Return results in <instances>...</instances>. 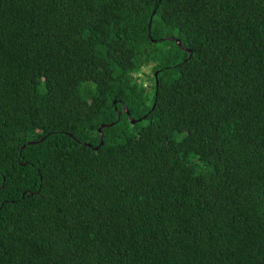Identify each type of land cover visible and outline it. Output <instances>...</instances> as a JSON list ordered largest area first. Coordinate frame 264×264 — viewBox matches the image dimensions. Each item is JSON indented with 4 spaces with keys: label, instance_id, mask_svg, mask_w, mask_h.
I'll list each match as a JSON object with an SVG mask.
<instances>
[{
    "label": "trees",
    "instance_id": "16d2710c",
    "mask_svg": "<svg viewBox=\"0 0 264 264\" xmlns=\"http://www.w3.org/2000/svg\"><path fill=\"white\" fill-rule=\"evenodd\" d=\"M0 264H264V0H0Z\"/></svg>",
    "mask_w": 264,
    "mask_h": 264
},
{
    "label": "rangeland",
    "instance_id": "374dc122",
    "mask_svg": "<svg viewBox=\"0 0 264 264\" xmlns=\"http://www.w3.org/2000/svg\"><path fill=\"white\" fill-rule=\"evenodd\" d=\"M152 69H151V66H146V67H144V68H142V70H141V72H140V74H138V77L140 78V76H141V78H140V80L142 81V84H143V86L146 88V89H149L150 88V85L152 84V80L150 79L149 81H146V78H145V80L143 79V77H142V75L143 74H146V75H152ZM145 122L146 121H144L143 123H141V125L142 124H145ZM139 126L140 125H136V126H133L132 127V130H137L138 128H139Z\"/></svg>",
    "mask_w": 264,
    "mask_h": 264
},
{
    "label": "water",
    "instance_id": "95a60500",
    "mask_svg": "<svg viewBox=\"0 0 264 264\" xmlns=\"http://www.w3.org/2000/svg\"><path fill=\"white\" fill-rule=\"evenodd\" d=\"M153 13H154V11H153ZM150 29H151V18H150V20H149V23H148V35H150ZM173 39V38H172ZM178 44L181 46V42L178 40ZM190 54H191V51H188ZM155 76H156V74H155ZM123 108H125V106L123 105ZM124 110V109H123ZM127 112V111H126ZM128 113V112H127ZM118 114H120L119 112H118ZM118 120V119H117ZM116 120V121H117ZM131 122L132 123H134L135 121L134 120H131ZM113 123H109V124H101L99 127H98V132H100V144H102L103 143V141H102V139H103V134H102V129L103 128H106V127H108V126H110V125H112ZM37 141H29L28 142V144H34V143H36ZM89 145V144H88ZM22 147H24V146H22ZM95 148H97V147H95Z\"/></svg>",
    "mask_w": 264,
    "mask_h": 264
}]
</instances>
